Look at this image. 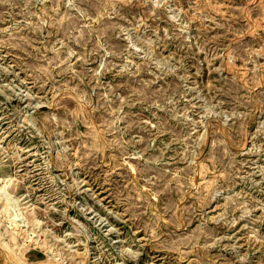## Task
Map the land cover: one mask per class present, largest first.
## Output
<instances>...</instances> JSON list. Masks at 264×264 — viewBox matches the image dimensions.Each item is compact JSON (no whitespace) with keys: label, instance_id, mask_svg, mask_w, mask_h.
I'll return each instance as SVG.
<instances>
[{"label":"rangeland","instance_id":"374dc122","mask_svg":"<svg viewBox=\"0 0 264 264\" xmlns=\"http://www.w3.org/2000/svg\"><path fill=\"white\" fill-rule=\"evenodd\" d=\"M0 163V264H264V0H0Z\"/></svg>","mask_w":264,"mask_h":264},{"label":"bare ground","instance_id":"6f19581e","mask_svg":"<svg viewBox=\"0 0 264 264\" xmlns=\"http://www.w3.org/2000/svg\"><path fill=\"white\" fill-rule=\"evenodd\" d=\"M99 135V134H98ZM100 137V136H99ZM4 164L7 165V161L4 162ZM1 165V163H0ZM132 170V169H131ZM133 171V170H132ZM8 184L7 186H9L10 184L13 183L14 179L11 175L8 176ZM195 185V184H193ZM3 197V201H4V207L6 209V213H8V216L11 217L12 215V220H19L17 219L19 217V215H21V213L19 212V214L17 213V211L21 210V207H23V209H29L30 205L27 204V202L23 203L24 199H25V194L23 190H19L18 193H16V195H11L10 193L7 192V190H5L3 188L2 193H0ZM204 198V197H203ZM10 210L13 211V214L10 213ZM30 214V219L31 221H33L35 223V225H39L40 222L33 216V211L32 209L30 211H27ZM25 220H22L23 223L27 224L28 223V219L24 218ZM9 223V222H8ZM13 224V223H12ZM19 224V223H18ZM16 225V224H15ZM20 226V224H19ZM26 227V226H24ZM30 234V233H29ZM85 234V233H84ZM83 234V235H84ZM31 236V234H30ZM36 242V241H35ZM89 242V241H88ZM44 243V241H43ZM98 248V247H97ZM87 249V248H86ZM87 252V251H86ZM88 253V252H87ZM91 254L93 255L92 258H95V251L93 249V247L91 248ZM89 256V255H87ZM87 258V257H86ZM87 260V259H86ZM95 262V261H94ZM94 262L92 264H94ZM86 264V263H84ZM88 264V262H87Z\"/></svg>","mask_w":264,"mask_h":264}]
</instances>
